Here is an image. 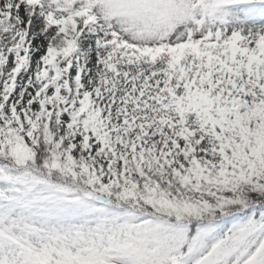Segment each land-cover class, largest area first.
Masks as SVG:
<instances>
[{
    "label": "snow or ice",
    "instance_id": "snow-or-ice-1",
    "mask_svg": "<svg viewBox=\"0 0 264 264\" xmlns=\"http://www.w3.org/2000/svg\"><path fill=\"white\" fill-rule=\"evenodd\" d=\"M0 264H264V0H0Z\"/></svg>",
    "mask_w": 264,
    "mask_h": 264
}]
</instances>
